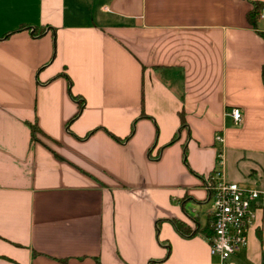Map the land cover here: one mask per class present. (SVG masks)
Returning <instances> with one entry per match:
<instances>
[{"label":"crops","instance_id":"1","mask_svg":"<svg viewBox=\"0 0 264 264\" xmlns=\"http://www.w3.org/2000/svg\"><path fill=\"white\" fill-rule=\"evenodd\" d=\"M255 2L0 0V264H219V153L264 192ZM257 205L228 264H264Z\"/></svg>","mask_w":264,"mask_h":264},{"label":"built area","instance_id":"2","mask_svg":"<svg viewBox=\"0 0 264 264\" xmlns=\"http://www.w3.org/2000/svg\"><path fill=\"white\" fill-rule=\"evenodd\" d=\"M264 19V10L261 14ZM241 110L233 109L230 116L233 122L242 121ZM215 141L223 144L224 138L217 134ZM224 154L220 152L217 168L206 182L205 189L209 194L212 216L213 235L207 241L212 256L219 259V264H228L247 247L248 233L254 228L257 213L262 208L257 203L264 192L247 188L227 180L224 172Z\"/></svg>","mask_w":264,"mask_h":264},{"label":"trees","instance_id":"3","mask_svg":"<svg viewBox=\"0 0 264 264\" xmlns=\"http://www.w3.org/2000/svg\"><path fill=\"white\" fill-rule=\"evenodd\" d=\"M263 5L261 3H258V2H255L253 3V7H252V10H250L248 13H247V16H246V19H247V22L249 23V25L254 28V29H257V26H258V21L260 20L261 18V14H262V11H263ZM262 37V39L264 40V34L261 33L260 35ZM264 67V66H263ZM262 80L264 82V68H262ZM264 84V83H263ZM184 119L182 118V121ZM31 132H32V141L35 142V141H38V139L36 138V135L39 134L41 131H40V128L38 126L37 123L35 124H31ZM185 224H182L180 222H175V226L176 228L184 235H187L189 234V231L188 229L184 226Z\"/></svg>","mask_w":264,"mask_h":264},{"label":"rangeland","instance_id":"4","mask_svg":"<svg viewBox=\"0 0 264 264\" xmlns=\"http://www.w3.org/2000/svg\"><path fill=\"white\" fill-rule=\"evenodd\" d=\"M38 136V137H37ZM36 138L38 139V140H41V139H43L41 136H39V135H36Z\"/></svg>","mask_w":264,"mask_h":264}]
</instances>
